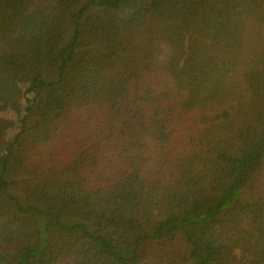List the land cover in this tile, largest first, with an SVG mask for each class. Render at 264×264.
<instances>
[{
    "label": "trees",
    "instance_id": "obj_1",
    "mask_svg": "<svg viewBox=\"0 0 264 264\" xmlns=\"http://www.w3.org/2000/svg\"><path fill=\"white\" fill-rule=\"evenodd\" d=\"M0 264H264V0H0Z\"/></svg>",
    "mask_w": 264,
    "mask_h": 264
},
{
    "label": "rangeland",
    "instance_id": "obj_2",
    "mask_svg": "<svg viewBox=\"0 0 264 264\" xmlns=\"http://www.w3.org/2000/svg\"><path fill=\"white\" fill-rule=\"evenodd\" d=\"M12 113H13V111H6V112H4L2 115L4 116V117H8V116H12Z\"/></svg>",
    "mask_w": 264,
    "mask_h": 264
}]
</instances>
